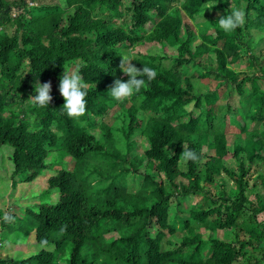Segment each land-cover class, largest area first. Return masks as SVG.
Wrapping results in <instances>:
<instances>
[{
	"label": "trees",
	"instance_id": "16d2710c",
	"mask_svg": "<svg viewBox=\"0 0 264 264\" xmlns=\"http://www.w3.org/2000/svg\"><path fill=\"white\" fill-rule=\"evenodd\" d=\"M208 8L237 9L242 22L225 32L218 19L198 21ZM148 41L160 51L132 61L155 78L141 73L145 85L115 100L108 90L129 78L122 57ZM263 41L264 0H35V83L50 82L52 96L35 103V179L54 151L76 160L48 179L58 201L35 210V264H264ZM64 70L88 93L76 118L63 110ZM194 78L239 104L221 108V94L197 92ZM116 105L120 127L101 119ZM239 115L231 135L227 118ZM0 144L12 149L13 184L33 181V0H0ZM15 215L0 210L1 244L25 217L19 227L33 232V209ZM0 264H33V252Z\"/></svg>",
	"mask_w": 264,
	"mask_h": 264
},
{
	"label": "rangeland",
	"instance_id": "374dc122",
	"mask_svg": "<svg viewBox=\"0 0 264 264\" xmlns=\"http://www.w3.org/2000/svg\"><path fill=\"white\" fill-rule=\"evenodd\" d=\"M41 1H50V0H41ZM54 2L58 0H52ZM203 16H198L197 20H216L220 17L224 16L225 13L223 10H216L208 8L203 12ZM185 21L191 25L192 28H196L195 20H191L186 17ZM212 33H215L214 29H211ZM264 44V41L262 42ZM161 49V45L156 42H145L141 45H138L136 48L129 49L128 52H125L126 57H133L135 53H148V52H159ZM134 64V61H131ZM243 65V63H241ZM193 83L199 93H206L208 91L216 89L220 95V98L217 101V105L221 108L223 105L228 106V100H231L233 104L236 106L239 104L238 97L236 95L229 97L227 96V88L220 87L217 85V81L213 79H203V78H194ZM260 84L264 89V80H260ZM132 102L128 100V105ZM194 102L188 105L189 109H193ZM120 107L118 105L110 108L106 115L101 118L104 122L108 124H116L119 127L122 126V122L119 119ZM142 112L140 113L141 116ZM241 118V116H237L235 118H227L228 125L227 131L229 134H237L241 132V127L237 124V120ZM100 119V121H101ZM236 120V122H235ZM218 128V127H216ZM120 129V128H119ZM95 131L100 136V128L97 125ZM217 132V131H216ZM118 135L121 136L120 146L123 151L128 150V146L125 141V136L120 129ZM125 137H123V136ZM135 144L141 145L142 148L146 145V138L143 137L142 134H135L133 136ZM140 147V150L142 148ZM12 154V149L9 145L0 144V210L1 214L5 217L10 214L16 213L13 217L15 222L16 217L23 218L25 217V212L27 209H33V181L31 182H21L15 186L12 180V172L14 173L13 161L10 156ZM234 162L233 159H230V162ZM47 166L40 172V175L35 179V210L40 208V205L46 203H56L59 199V191L56 188H50L48 179L56 174L59 169H70L72 170L76 160L69 154H59L57 151L52 152L45 160ZM109 166L108 164H103ZM18 179V177H17ZM20 179V178H19ZM128 181H131V177H128ZM192 195L184 198L185 204L187 207L190 205V200ZM194 201V200H192ZM264 214L261 215L263 217ZM27 217L21 219V223L26 222ZM21 223H10L9 227L13 228V231H7V229L3 232L6 235V239L3 240L2 244L0 242V255L3 257H23L29 255L33 252V232L29 234L26 231L22 230L19 226ZM7 236H9L7 238ZM1 241V240H0ZM37 248L36 240H35V249Z\"/></svg>",
	"mask_w": 264,
	"mask_h": 264
},
{
	"label": "clouds",
	"instance_id": "9594fccd",
	"mask_svg": "<svg viewBox=\"0 0 264 264\" xmlns=\"http://www.w3.org/2000/svg\"><path fill=\"white\" fill-rule=\"evenodd\" d=\"M219 26L225 32L234 30L241 22V13L237 9H233L231 14L220 17ZM134 58L131 56L122 57L120 68L124 73H127L129 78L122 80L117 78L108 92L111 97L117 101L131 97L141 87L145 85V79L141 76V73L146 74L148 80H152L156 76V70L151 67L143 66L139 69L131 61ZM59 91L64 97L63 110L70 117L76 118L83 115L86 111L87 105V91L83 86L82 77L78 72H71L64 70L59 80ZM34 100L39 107H48L51 96V83H35V95ZM185 160H196L197 154L192 149L183 151Z\"/></svg>",
	"mask_w": 264,
	"mask_h": 264
}]
</instances>
